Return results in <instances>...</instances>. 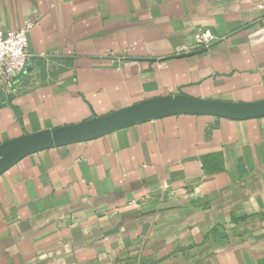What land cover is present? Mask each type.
I'll list each match as a JSON object with an SVG mask.
<instances>
[{"label": "crops", "instance_id": "crops-1", "mask_svg": "<svg viewBox=\"0 0 264 264\" xmlns=\"http://www.w3.org/2000/svg\"><path fill=\"white\" fill-rule=\"evenodd\" d=\"M33 23L0 145L148 99L264 100V0H0ZM220 40L195 48V33ZM0 264H264V117L176 115L0 176Z\"/></svg>", "mask_w": 264, "mask_h": 264}, {"label": "water", "instance_id": "water-1", "mask_svg": "<svg viewBox=\"0 0 264 264\" xmlns=\"http://www.w3.org/2000/svg\"><path fill=\"white\" fill-rule=\"evenodd\" d=\"M176 115H209L233 120L264 117V100L235 103L187 95L148 99L133 106L81 123L27 134L0 145V176L32 154L87 142L148 121Z\"/></svg>", "mask_w": 264, "mask_h": 264}, {"label": "built area", "instance_id": "built-area-1", "mask_svg": "<svg viewBox=\"0 0 264 264\" xmlns=\"http://www.w3.org/2000/svg\"><path fill=\"white\" fill-rule=\"evenodd\" d=\"M33 26L28 22L17 30H5L0 19V103L20 91L18 79L25 73L30 59L28 34ZM194 37L197 49H208L220 40L204 29L198 30Z\"/></svg>", "mask_w": 264, "mask_h": 264}]
</instances>
